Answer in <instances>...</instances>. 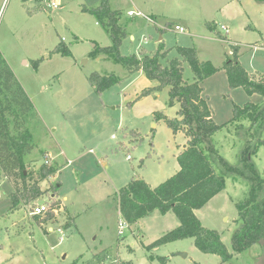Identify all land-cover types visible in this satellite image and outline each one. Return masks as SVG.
<instances>
[{
    "label": "rangeland",
    "instance_id": "rangeland-1",
    "mask_svg": "<svg viewBox=\"0 0 264 264\" xmlns=\"http://www.w3.org/2000/svg\"><path fill=\"white\" fill-rule=\"evenodd\" d=\"M100 1L0 0V51L35 112L28 122L35 149L25 158L26 171H56L38 187L46 212L58 204L52 219L40 226L31 213L39 201L12 210L13 187L0 175V264H264V243L239 254L232 250L231 237L239 226L236 204L245 200L247 186L228 178L225 189L195 212L203 227L219 234L231 255L228 262L201 253L192 239L148 248L178 227L172 212H154L119 234L124 222L116 204L118 191L132 179L155 188L171 178L179 170L176 158L185 139L155 118L176 116L177 106L166 105L167 89L142 97L149 83L143 75L130 76L109 57L93 55L96 46L111 44L95 18L83 11L98 7ZM106 1L111 11L121 13L119 25L126 32L122 56H150L161 38L170 49L166 63L176 57L174 48L186 47L196 50L200 62L219 69L202 87L214 123L223 126L213 136L215 147L226 162L235 164L240 144L235 125L229 124L233 106L259 104L262 98L240 88L231 91L221 68L232 57L230 43L239 48V63L249 74H264V4ZM128 12L143 17H129ZM209 25L216 27L215 33ZM59 45L71 56L56 53ZM183 67V79L191 83L192 72ZM92 73L115 75L120 83L97 95L88 82ZM261 139L264 142V132ZM253 161L264 177V144ZM34 183L27 180L26 186Z\"/></svg>",
    "mask_w": 264,
    "mask_h": 264
},
{
    "label": "trees",
    "instance_id": "trees-1",
    "mask_svg": "<svg viewBox=\"0 0 264 264\" xmlns=\"http://www.w3.org/2000/svg\"><path fill=\"white\" fill-rule=\"evenodd\" d=\"M254 1L264 4V0ZM83 11L95 18L111 40L109 46H96L93 55L103 54L115 64L123 66L128 73L141 71L146 80L156 82L155 86L143 91L142 97L167 89L166 105L170 108L177 106L176 116L168 118L157 115L155 118L163 121L174 135L182 134L186 140L185 148L176 158L179 170L171 178L155 188H151L143 180L132 179L118 191L116 204L123 222L131 227L154 212L162 215L172 212L179 221L178 227L164 234L148 248L192 239L195 248L201 253L215 255L222 263L228 262L231 255L221 242L219 234L203 227L195 215V211L205 207L225 189V179L228 178L247 186L245 200L236 204L239 226L231 237L232 250L239 254L254 245L262 246L264 177L258 172L253 158L258 148L264 144L261 139L264 132V74H249L239 63V48L228 43L232 57L221 68L226 75L228 88H240L248 96L256 94L262 98L259 104L248 102L242 107L233 106L229 124L235 125L240 147L236 163L229 164L215 147L213 136L223 126L214 123L212 110L202 87V82L219 69L209 62H200L196 50L186 47L174 48L176 57L166 63L170 50L164 48L162 41L158 42L155 53L150 56L143 53L122 56L120 46L126 32L119 25L121 13L111 11L106 0H101L96 8H85ZM165 30L158 31L161 34ZM209 30L215 33L216 27L209 25ZM219 37L226 40L225 37ZM55 52L65 57L71 56L69 49L63 45H59ZM183 64L192 72L191 83L183 79ZM88 82L95 93L101 95L118 85L120 79L115 75L101 76L92 73ZM34 115L31 99L0 51V175L13 187L10 195L12 210L31 201H40L44 193L40 191L38 184L56 172L44 167L36 172L26 171L25 158L35 149L28 127V122ZM244 121L248 122V126L243 124ZM33 179L34 186L28 188L27 180ZM57 207L58 204L53 203L44 217L34 216L37 223L40 225L51 220ZM159 260L163 262V259Z\"/></svg>",
    "mask_w": 264,
    "mask_h": 264
},
{
    "label": "built area",
    "instance_id": "built-area-1",
    "mask_svg": "<svg viewBox=\"0 0 264 264\" xmlns=\"http://www.w3.org/2000/svg\"><path fill=\"white\" fill-rule=\"evenodd\" d=\"M51 7L56 8V4L52 3V4H51ZM127 15H128L129 17H134V16L143 17V16L141 15V13L128 12ZM221 28H222V27H221ZM222 29H223L225 32H227L226 28H222ZM175 30H176L177 32H179V33H184V31H185L182 27H177V26L175 27ZM127 159L129 160L130 158L127 157ZM69 163H70V162H69ZM48 164H49V163H46V166H47V167H49ZM45 212H46V207H45L44 204H42V205L35 204V206H34V208H33V210H32L31 213H32V215H34V216H39V215L44 214ZM125 227H128L125 223H124V225H122V226L119 227V234L122 233V231L125 229Z\"/></svg>",
    "mask_w": 264,
    "mask_h": 264
},
{
    "label": "crops",
    "instance_id": "crops-1",
    "mask_svg": "<svg viewBox=\"0 0 264 264\" xmlns=\"http://www.w3.org/2000/svg\"><path fill=\"white\" fill-rule=\"evenodd\" d=\"M227 30V29H226ZM131 39H133V37H131ZM160 41H162V39L161 38H159V40H158V42H160ZM158 44V43H157ZM164 44V43H163ZM164 48L166 49V50H170V49H167L165 46H164ZM156 50V49H155ZM175 52V51H174ZM169 54V53H168ZM169 55H167V57H168ZM172 59V58H171ZM8 64V63H7ZM143 75V73L141 72V71H139V72H136V73H133L132 75H130V76H138V78H141V76ZM149 83H146L147 84V88H151V87H153V86H155L156 85V82H150V81H148ZM237 89H235V90H231V91H236ZM156 93V92H155ZM155 95H157V94H155ZM185 139V138H184ZM183 146H186V140H184V143H183ZM183 146H182V148H181V146H180V148H181V150H183L184 148H183ZM90 153L92 152V150H90L89 151ZM68 164H69V162H68ZM129 183V182H128ZM127 183V184H128ZM126 184V185H127ZM199 211V210H198ZM195 212H197V211H195ZM41 225H43V224H40V226ZM129 228V227H128ZM52 229L51 228H48V231L50 232Z\"/></svg>",
    "mask_w": 264,
    "mask_h": 264
},
{
    "label": "water",
    "instance_id": "water-1",
    "mask_svg": "<svg viewBox=\"0 0 264 264\" xmlns=\"http://www.w3.org/2000/svg\"><path fill=\"white\" fill-rule=\"evenodd\" d=\"M183 148H185V146H183ZM43 203H44L43 201H39L37 204L42 205Z\"/></svg>",
    "mask_w": 264,
    "mask_h": 264
}]
</instances>
